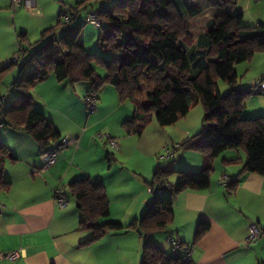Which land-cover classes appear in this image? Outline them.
Returning a JSON list of instances; mask_svg holds the SVG:
<instances>
[{
  "label": "crops",
  "instance_id": "obj_1",
  "mask_svg": "<svg viewBox=\"0 0 264 264\" xmlns=\"http://www.w3.org/2000/svg\"><path fill=\"white\" fill-rule=\"evenodd\" d=\"M84 1L87 0H36L41 14L30 15L25 7L13 11L11 0H0V72L7 68L6 60L22 50L20 33L27 34L25 48L32 53L40 46L33 47L41 34L60 24V4L76 8ZM171 1L191 27L193 45L187 48L188 56L207 53L210 24L223 10L207 9L192 18L182 0ZM243 1L245 8L241 6ZM99 3L93 1L76 17L75 24L84 26L77 43L86 50H90L97 37L96 28L86 23V17ZM244 9L250 14V21ZM233 12L243 15L246 26L264 22V8L261 9L258 0H242ZM86 25L92 27L95 34L91 35ZM236 71L239 77L236 89L251 91L264 77V53H257L251 61L237 65ZM9 80L15 82L11 77ZM219 87L222 94V90L231 91L224 82H220ZM90 89V84L60 83L53 75L35 85L32 91L35 105L41 107V113L60 134L48 150H56L65 137L72 142L49 169H44L43 154L28 132L2 127L0 138L17 161L7 160L4 180L11 187L0 192V253L18 252V258L0 261V264H141L145 239L139 230L108 233L88 243L93 232L82 228L83 214L69 186L86 178L102 183L110 204V215L102 223L128 226L139 221L158 196V184H153L159 167L173 172L168 177L173 189L165 191L163 197L173 202L174 220L165 231L152 234V242L170 255L172 250L167 237L172 234L181 244L194 248L193 264H264V175L243 172L246 154L242 149L227 151L215 159L211 186L204 191L174 194L177 172L204 168L201 152L179 148L174 165L156 159L165 147L182 146L203 131L202 105L192 107L174 126L162 128L154 120L143 135L130 136L123 123L137 115L134 105L121 102L116 89L106 85L98 94L97 111L87 114L85 98ZM244 117H264V95L252 93L248 97ZM99 133L115 138L120 150L116 152L100 143L96 138ZM224 175L231 178V186L221 184ZM60 183L66 187L70 200L74 198L63 210L54 201V189ZM202 224L209 229L196 239ZM251 225L257 226L261 236L247 246Z\"/></svg>",
  "mask_w": 264,
  "mask_h": 264
},
{
  "label": "trees",
  "instance_id": "obj_2",
  "mask_svg": "<svg viewBox=\"0 0 264 264\" xmlns=\"http://www.w3.org/2000/svg\"><path fill=\"white\" fill-rule=\"evenodd\" d=\"M93 1L100 2L99 5L112 4L101 14L102 27L99 29L100 47L116 56L110 61L87 52L77 43L84 26L75 24L76 17ZM182 1L192 18L207 9L223 10L210 24L207 53L188 56L187 48L193 45L191 27L171 0L84 1L72 8V22L60 23L44 31L33 45L40 46L32 53L25 48L27 34L20 33L23 57L30 54L25 63L22 64L21 58L20 63L0 72L1 81L4 74H10L22 64L21 77L15 84L21 94L7 107L0 127L28 132L44 154L60 134L42 113L35 111L36 102L32 96L35 85L49 75L60 83L69 81L73 86L89 83V92L98 94L104 86L111 85L121 102L128 101L135 107L137 115L123 123L130 136L143 135L154 120L162 128L174 126L192 107L198 103L202 105L204 129L185 141L180 149L201 152L204 168L177 172L174 194L209 189L215 159L230 150L245 152L244 173L264 175V117L245 118L244 105L252 92L236 89L239 79L236 66L251 61L257 53H264V22L246 26L243 15L233 12L240 0ZM97 64L107 69L105 78L98 75ZM220 82L228 84L231 91L223 95ZM8 159L17 161L0 138V192L11 187L4 180ZM172 173L159 167L153 186L168 180ZM69 190L83 214L82 228L93 232L88 243L98 241L108 233L139 230L145 239L141 264H183L168 259L167 254L150 240L152 234L165 231L174 220L170 199L156 196L139 221L125 226L116 222L102 223L110 215V204L102 183L86 178L71 183ZM208 229V225L202 224L196 239L203 237Z\"/></svg>",
  "mask_w": 264,
  "mask_h": 264
},
{
  "label": "built area",
  "instance_id": "obj_3",
  "mask_svg": "<svg viewBox=\"0 0 264 264\" xmlns=\"http://www.w3.org/2000/svg\"><path fill=\"white\" fill-rule=\"evenodd\" d=\"M12 1V10L16 11L20 7H25L27 12L30 15L41 14V11L38 10L36 6V0H11ZM264 1V0H259ZM111 3H102L99 6L89 10L86 23L95 27L96 29H100L102 27L101 14L108 11L111 8ZM74 18V9L68 7L67 5L61 3L60 4V17L59 22L61 24H69L72 22ZM24 50H21L18 55L14 56L12 59L6 60V67L12 66V64H18L21 61V56L24 55ZM251 92L256 95H264V77L259 79L253 86ZM87 104V110L90 114H94L97 111L99 104V95L95 91H90L89 94L86 95L85 98ZM2 125V117L0 116V126ZM97 140L100 143H104L108 145L112 150L118 152L120 150L119 142L113 138L110 134L99 133L96 136ZM72 142L68 137H65L59 147L54 151H48L44 153L41 157L42 162L44 164V169H49L55 165L57 158L60 153H62ZM181 146L174 147H165L159 157L160 160H173L175 158V154ZM221 184L225 187H229L232 185V180L228 175H224ZM173 189V185L168 181L164 180L158 184L157 193L158 195H163L165 191ZM152 193V189L149 190ZM54 201L56 205L60 209H66L70 205V195L66 189V187L60 183L54 189ZM0 210H2V206L0 205ZM261 236V231L257 228L256 225H251L250 235L248 238V245L250 246L252 243L256 242ZM167 243L171 247V254L167 255L168 259H175L180 261L183 264H193V255L194 248L192 246H186L178 242L172 234H169L167 237ZM18 258V252L11 253H0V261L9 260L14 261Z\"/></svg>",
  "mask_w": 264,
  "mask_h": 264
},
{
  "label": "rangeland",
  "instance_id": "obj_4",
  "mask_svg": "<svg viewBox=\"0 0 264 264\" xmlns=\"http://www.w3.org/2000/svg\"><path fill=\"white\" fill-rule=\"evenodd\" d=\"M241 1L242 0H240L239 3ZM258 3L260 4L261 9H263L264 8V1H259L258 0ZM241 6L245 8V2L244 1L242 2ZM244 11H245L246 16H247L246 17L247 21H250L249 12H247V10H245V9H244ZM85 27H86L87 31H89V33L91 32V35L95 34V32L93 31L92 27H90L88 25H86ZM96 31H97L96 32V34H97L96 42H93L92 45H91L90 50H87V51H89V53H92V54H95L97 56H100V57L104 58L106 61H110L111 59L114 58V55L111 52L104 51L100 47L99 37H100L101 31L99 29H96ZM21 57H22V59H24L23 55ZM12 58H10V59H12ZM28 58H29V55L26 57V60H28ZM95 67H96L98 75L103 77V78H105V76L107 74V69L105 67L101 66V65H98V64ZM10 72H11V74H8L6 76L7 77L10 76L11 78H13V80L15 82L21 77V75H20L21 68L20 67H16V68L12 69ZM6 76L4 74V77L0 81V116L1 117H4V114L6 112L7 107H9L12 104V102L15 101V99L18 98L20 96V94H21V91H20L18 85H15L16 84L15 82H11L9 80L10 77L7 78ZM79 85H87V86H89V83H80ZM110 88H112V87H110ZM222 92L224 93L223 95L227 94V90H222ZM34 109H35V111L41 113V107L40 106L35 105ZM86 112H87V114L89 113L88 111H86ZM2 130H4V129L2 127H0V135H1V131ZM154 144H155V142L152 143V146H154ZM159 157L160 156H156V159H157L158 162L160 160ZM134 160H138V158H135ZM163 162L164 163L168 162V163H171L173 165L176 163V161L174 159L173 160H165ZM164 163H161V164L163 165ZM71 201H74L73 197L71 198Z\"/></svg>",
  "mask_w": 264,
  "mask_h": 264
}]
</instances>
